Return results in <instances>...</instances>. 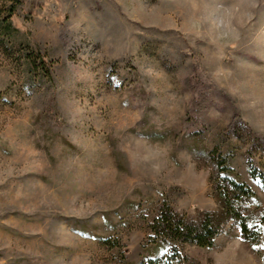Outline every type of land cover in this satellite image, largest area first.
<instances>
[{"label":"rangeland","instance_id":"rangeland-1","mask_svg":"<svg viewBox=\"0 0 264 264\" xmlns=\"http://www.w3.org/2000/svg\"><path fill=\"white\" fill-rule=\"evenodd\" d=\"M13 3L0 0V264H143L165 251L151 233L165 205L219 210L221 159L263 217L247 157L264 176V0H20L9 29ZM261 228L179 244L183 264H264Z\"/></svg>","mask_w":264,"mask_h":264},{"label":"trees","instance_id":"trees-1","mask_svg":"<svg viewBox=\"0 0 264 264\" xmlns=\"http://www.w3.org/2000/svg\"><path fill=\"white\" fill-rule=\"evenodd\" d=\"M19 4L20 0H14L8 16L3 20L4 25L9 29L12 28L11 19ZM37 58L45 76L51 80L52 75L47 61L41 55ZM203 109V101L195 104L198 114ZM247 162L251 176L264 184V176L249 154ZM213 184L220 205L218 211L205 212L197 219H190L167 205L161 209L151 226V233L155 246H164L165 251L149 255L143 264H183L179 244L213 247L223 226L230 221L240 228L244 240L254 241L259 237L261 227L264 226V215L261 217L260 212H252L249 209V205L258 200L257 195L224 159L215 164Z\"/></svg>","mask_w":264,"mask_h":264}]
</instances>
